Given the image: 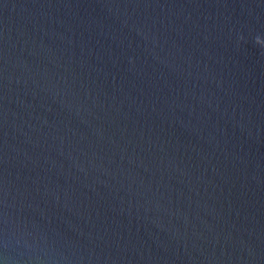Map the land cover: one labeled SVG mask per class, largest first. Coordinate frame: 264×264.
Returning a JSON list of instances; mask_svg holds the SVG:
<instances>
[{
  "label": "water",
  "instance_id": "obj_1",
  "mask_svg": "<svg viewBox=\"0 0 264 264\" xmlns=\"http://www.w3.org/2000/svg\"><path fill=\"white\" fill-rule=\"evenodd\" d=\"M0 264H264V0H0Z\"/></svg>",
  "mask_w": 264,
  "mask_h": 264
}]
</instances>
